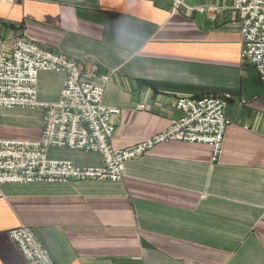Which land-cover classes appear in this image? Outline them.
Wrapping results in <instances>:
<instances>
[{
    "label": "crops",
    "instance_id": "obj_1",
    "mask_svg": "<svg viewBox=\"0 0 264 264\" xmlns=\"http://www.w3.org/2000/svg\"><path fill=\"white\" fill-rule=\"evenodd\" d=\"M233 1L173 11L170 0H0L5 39L26 34L69 54L94 67L95 83L109 75L102 103L121 110L114 149L166 128L180 96H227L230 120L216 161L208 144L170 141L128 160L119 181L3 184L0 264H27L8 236L20 224L55 264H264V85L240 58ZM63 80L40 72L38 99L57 100ZM21 111L0 107V122L21 128L0 137L40 136L42 113ZM60 155L101 163L97 152Z\"/></svg>",
    "mask_w": 264,
    "mask_h": 264
},
{
    "label": "built area",
    "instance_id": "obj_2",
    "mask_svg": "<svg viewBox=\"0 0 264 264\" xmlns=\"http://www.w3.org/2000/svg\"><path fill=\"white\" fill-rule=\"evenodd\" d=\"M172 10L182 0H170ZM233 9L241 47L240 58L254 69L264 85V0H234ZM40 72L64 74L59 98L41 101L37 96ZM94 67L83 71L77 58L45 47L26 34L11 40L0 35V107L41 111V133L36 139L0 137V195L5 183H55L84 180L119 181L128 160L142 156L156 145L181 141L208 144L212 161L221 151L230 120L224 109L226 97L180 96L181 112L168 126L152 136L121 149L111 146L114 118L120 108L102 103L109 75L94 82ZM97 152V166H78L68 159L48 158L49 148ZM27 264H55L49 251L30 226L20 224L8 231Z\"/></svg>",
    "mask_w": 264,
    "mask_h": 264
},
{
    "label": "rangeland",
    "instance_id": "obj_3",
    "mask_svg": "<svg viewBox=\"0 0 264 264\" xmlns=\"http://www.w3.org/2000/svg\"><path fill=\"white\" fill-rule=\"evenodd\" d=\"M16 109H20V108H16ZM22 110L21 112L23 114H28V115H33L34 116V119H36V117H38L36 114L37 113H40L41 114V111L40 110H30V109H20ZM1 126H0V135H2L3 137H8V136H11V135H17L18 133L20 134V129L21 128H16L17 126H20L18 124H14L13 127L12 124H9L11 126H6L7 123L6 122H3L1 121ZM52 150H54L55 153H51L52 157H50V153H48L47 151V157L48 158H57V159H60L59 157H61L60 155V151H65V150H68L67 148H55V147H51ZM49 149V150H51ZM65 149V150H64Z\"/></svg>",
    "mask_w": 264,
    "mask_h": 264
}]
</instances>
